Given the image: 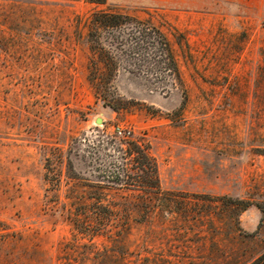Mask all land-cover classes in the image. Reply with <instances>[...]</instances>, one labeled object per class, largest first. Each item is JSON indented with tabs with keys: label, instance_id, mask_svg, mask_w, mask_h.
I'll return each instance as SVG.
<instances>
[{
	"label": "rangeland",
	"instance_id": "374dc122",
	"mask_svg": "<svg viewBox=\"0 0 264 264\" xmlns=\"http://www.w3.org/2000/svg\"><path fill=\"white\" fill-rule=\"evenodd\" d=\"M98 9L121 23L92 28ZM131 18L162 33L180 80ZM263 251L264 8L0 0V264H247Z\"/></svg>",
	"mask_w": 264,
	"mask_h": 264
},
{
	"label": "crops",
	"instance_id": "0c3cea01",
	"mask_svg": "<svg viewBox=\"0 0 264 264\" xmlns=\"http://www.w3.org/2000/svg\"><path fill=\"white\" fill-rule=\"evenodd\" d=\"M106 4L122 9H163L236 17L248 11L260 13L264 8V0H106Z\"/></svg>",
	"mask_w": 264,
	"mask_h": 264
},
{
	"label": "trees",
	"instance_id": "16d2710c",
	"mask_svg": "<svg viewBox=\"0 0 264 264\" xmlns=\"http://www.w3.org/2000/svg\"><path fill=\"white\" fill-rule=\"evenodd\" d=\"M83 1L88 2V3H93L96 5L106 4V0H83ZM91 15H92L91 23L93 26L92 28H95L97 30L101 28H106L108 26H116L117 24L121 23L120 20L123 17V15H121L120 13H110L106 11L105 9L95 10L91 13ZM130 20H132L135 23L134 30L138 32L140 35L142 36L152 35V32H154L158 37L162 38L163 41L160 42V46L157 48V53L160 52L159 53L160 56L164 54L165 55L164 59L168 61V64L163 65L162 68L164 70H168L175 77L176 80H180V73L174 61L172 49L168 41H166V39L163 37L162 33L157 28L151 25L142 26L143 25L142 21L134 20L132 18ZM161 60L162 59H159V61ZM247 264H264V251L259 256H257L256 258H254L252 261H250Z\"/></svg>",
	"mask_w": 264,
	"mask_h": 264
},
{
	"label": "built area",
	"instance_id": "2783aa9c",
	"mask_svg": "<svg viewBox=\"0 0 264 264\" xmlns=\"http://www.w3.org/2000/svg\"><path fill=\"white\" fill-rule=\"evenodd\" d=\"M117 134L122 135V136H127L130 134L129 130H122V129H117Z\"/></svg>",
	"mask_w": 264,
	"mask_h": 264
},
{
	"label": "water",
	"instance_id": "95a60500",
	"mask_svg": "<svg viewBox=\"0 0 264 264\" xmlns=\"http://www.w3.org/2000/svg\"><path fill=\"white\" fill-rule=\"evenodd\" d=\"M98 122L100 121V120H97Z\"/></svg>",
	"mask_w": 264,
	"mask_h": 264
}]
</instances>
